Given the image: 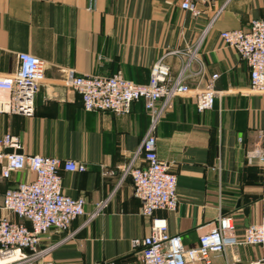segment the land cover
<instances>
[{"label":"crops","instance_id":"crops-1","mask_svg":"<svg viewBox=\"0 0 264 264\" xmlns=\"http://www.w3.org/2000/svg\"><path fill=\"white\" fill-rule=\"evenodd\" d=\"M183 1L0 0V73L13 74L21 53L46 63L35 115L0 113V136L17 137L25 154L87 167L84 173L60 170L64 193L86 199L85 215L66 232L50 231L35 264H142L134 241L151 231L131 178L123 177L130 163L144 166L139 151L150 126L144 103L121 116L87 112L65 83L68 69L90 76L122 73L144 84L161 57L168 55L175 78L186 57L171 53L197 48L187 83L204 86L217 74L223 95L205 112L193 98L176 97L156 126L157 154L177 175L179 205L154 216L166 219L169 232L187 247H196L221 215L233 219L239 235L264 215V166L251 158L264 137V94L248 91V64L221 38L264 19V0H193L198 17L182 8ZM34 178L24 171L1 181L0 206L6 189ZM261 255L257 246H236L213 255L212 264H255Z\"/></svg>","mask_w":264,"mask_h":264},{"label":"built area","instance_id":"built-area-1","mask_svg":"<svg viewBox=\"0 0 264 264\" xmlns=\"http://www.w3.org/2000/svg\"><path fill=\"white\" fill-rule=\"evenodd\" d=\"M182 8L194 17L201 15L193 0H184ZM221 38L248 64V91L264 94V19L253 20L248 29L225 31L221 33ZM196 51L197 48L171 53L186 57L175 78L171 76L166 62L168 55H165L152 67L149 81L144 84L131 81L122 73L90 76L77 74L73 69L65 72V83L78 92L87 112L127 115L134 103L142 101L150 115V126L139 151L144 166L136 167L132 162L123 173L124 178L132 180L134 196L142 202V214L151 219L150 234L134 241L141 248L142 264H212L213 255H226L229 248L236 246L259 247L262 255L255 264H264V215L259 223L248 226L240 235L236 233L233 219L221 215L211 230L200 237L196 247H187L180 235L169 232L166 219L154 216L158 210L175 211L179 205L177 175L171 171L170 163L162 161L157 154L156 126L176 97L193 98L197 110L205 112L213 109L216 98L223 95L215 84L219 77L217 74L204 86L191 87L187 83ZM18 58L19 66L13 74L0 73V113L32 117L36 112V96L46 81V63L29 53H21ZM19 149L17 137L9 133L0 136V182L24 171H30L35 176L34 180L19 183L2 194L0 264H35L46 251L40 246L50 231L66 232L75 219L85 215L86 199L73 198L64 193L60 170L84 173L86 165L72 160L29 155ZM251 156L264 166V137H261ZM101 206L102 203L98 209ZM104 264L122 263L110 261Z\"/></svg>","mask_w":264,"mask_h":264},{"label":"water","instance_id":"water-1","mask_svg":"<svg viewBox=\"0 0 264 264\" xmlns=\"http://www.w3.org/2000/svg\"><path fill=\"white\" fill-rule=\"evenodd\" d=\"M29 251V250H28Z\"/></svg>","mask_w":264,"mask_h":264}]
</instances>
